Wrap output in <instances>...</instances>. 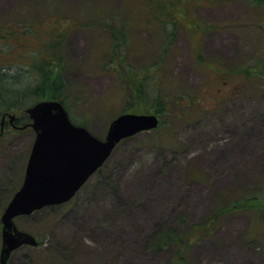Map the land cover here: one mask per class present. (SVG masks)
<instances>
[{
	"label": "rangeland",
	"instance_id": "1",
	"mask_svg": "<svg viewBox=\"0 0 264 264\" xmlns=\"http://www.w3.org/2000/svg\"><path fill=\"white\" fill-rule=\"evenodd\" d=\"M46 2L60 6L67 17L103 9L135 20L130 34L140 68L160 40L156 27L136 22L138 15L145 18L149 11L144 7L138 14L134 0H0V28L19 30L16 27L23 28L24 19L33 18L43 27L42 35H51L52 19L43 8ZM180 18L183 25L177 28L163 82L177 93L199 97L203 110L171 109L175 114L164 117L167 127L162 131L142 132L117 144L102 168L105 177L93 175L63 205L17 218L20 229L40 232L41 255L54 256L56 264H170L175 249L155 251L150 245L154 235L201 223L215 208L218 194L236 188L253 192L264 176L263 74L248 82L259 84V89L249 91L243 75L237 73L250 65L257 74L264 72V3L225 0L191 7L189 16ZM20 37L11 38L14 48L20 43H25L24 49L40 48L38 34ZM67 37L64 82L72 98L68 105L73 119L104 140L111 121L125 105L135 114H155L144 99L135 103L123 95L116 70L101 71L109 55L110 34L75 29ZM7 51L26 52L10 46ZM5 59L0 57V63ZM120 93L124 99H119ZM73 96H79L76 105ZM23 113L10 112L6 120L21 119ZM3 123L4 118L0 123V219L23 182L36 138L32 128L2 132ZM256 194L263 204L264 192ZM41 219L42 224L35 222ZM219 224L213 239L197 242L188 251L191 262L264 264V214L235 213ZM1 244L0 234V250ZM20 249L13 253L12 264L25 262Z\"/></svg>",
	"mask_w": 264,
	"mask_h": 264
},
{
	"label": "trees",
	"instance_id": "2",
	"mask_svg": "<svg viewBox=\"0 0 264 264\" xmlns=\"http://www.w3.org/2000/svg\"><path fill=\"white\" fill-rule=\"evenodd\" d=\"M199 1L208 2L200 3ZM134 2H136L134 9L138 10V14L143 13L144 7L149 11L147 13L148 16H145L147 18L146 22L145 18L139 15L136 22L141 21V25L144 22V26L156 27L155 30L160 34L158 37L160 40L156 41L154 46V54H152V57L148 56L150 60L143 63L142 65L144 66L142 68L138 66L139 61L135 58L136 54L133 51L135 49H133L134 46L131 41L130 25L135 20L121 19L117 14L110 11L105 12L103 9L95 10L93 13L85 12V16L67 17L66 15L68 14L60 11V6L46 2L43 8L46 15L52 19L50 20L51 24H53L50 30L51 35H42L43 27H40V24L35 22L33 18L24 19V27H16L19 30L12 31L0 28V57L6 58L5 63H0V123L3 118H7L10 112L22 111L24 112L23 118H16L15 125L18 127L27 126L31 122L25 112L27 108L43 100H55L60 101L65 106L74 124L89 129L86 124L76 121L71 116L68 105V99L71 96L64 82L66 66L63 45L68 38L67 36L75 29L99 30L102 33L111 35V44L107 47L109 55L105 60L106 63L101 66V71L106 73L111 69L116 70L117 77L121 83L120 87L124 92L123 95L130 101L133 99L135 103L138 99V101H143L144 99L149 103L150 108L160 118V124L154 130L155 132L162 131L163 128L167 127L164 117L175 114L171 110L173 108L182 107L187 112L191 111V109L203 110L201 105H199L201 103L199 97L191 98L189 95L185 96L184 93H177L175 89H171V87L164 84V73L176 43L177 28L183 25V18H180V16H189L191 7L215 5L225 2V0H195L197 2L195 4H190L191 2L188 0H134ZM257 2L264 3V0H257ZM82 9L86 8L83 7ZM181 10L182 12L178 14ZM88 16L92 17L87 19ZM198 25L197 23L195 26L197 29H199ZM46 32L48 33V30ZM13 34L19 35L13 36ZM24 34H38L39 38H36L39 41L40 48L36 50L24 49L25 43H20V46L14 48L11 38L23 39L20 36ZM9 46L15 50L22 49V53L26 52L21 55L20 53L13 55L12 52L7 51ZM262 58L264 59V55ZM140 69L146 70L142 73ZM243 70L246 71L242 73L237 70V73L243 75L247 90L259 89V84L253 86L248 82L252 81L256 75L261 76V74H263L262 79H264V72L260 71L257 74L251 65ZM127 71H130L131 74H128ZM118 97L119 99H124L121 93ZM78 98L79 96H73V104L76 105L80 101ZM109 99L111 100L112 97ZM187 101L188 103H186ZM122 109L119 115L135 113V111L127 110V105ZM104 166L106 165L104 164ZM104 166L102 167L103 169L105 168ZM102 168L96 173L98 177H105ZM200 181L204 184L207 183L205 178ZM255 187L257 188L253 192L236 188L228 194H218V202L215 208L201 223L191 224L189 228L187 227L183 231L176 228L161 231L151 238L150 245L155 251L173 247L175 252L170 259V264H197L186 257L188 251L197 242L213 239L223 218L235 213H248L257 216L264 214V203L262 204L258 201L257 197L259 196L256 194L257 191L264 192V176L257 181ZM10 200L7 201V204ZM43 211H36L35 214ZM29 217L31 216L21 218L27 219ZM18 219H16V222ZM35 222L39 224L42 219ZM1 230L0 219V234ZM21 230L26 231L25 229ZM32 231L27 232L35 236L38 240V245L35 247L24 246L20 249L23 250L25 261L23 264H56L54 256L41 255L40 248L43 241L40 239V232ZM40 231H44V228L40 229ZM13 255L9 260L11 264L13 263Z\"/></svg>",
	"mask_w": 264,
	"mask_h": 264
},
{
	"label": "water",
	"instance_id": "3",
	"mask_svg": "<svg viewBox=\"0 0 264 264\" xmlns=\"http://www.w3.org/2000/svg\"><path fill=\"white\" fill-rule=\"evenodd\" d=\"M36 138L19 190L2 216L0 264L23 246H36V238L20 230L15 219L46 207L69 202L111 156L123 139L156 129L159 118L145 114H121L110 123L104 140L70 120L64 105L40 101L26 109ZM11 122L15 116H10Z\"/></svg>",
	"mask_w": 264,
	"mask_h": 264
},
{
	"label": "flooded vegetation",
	"instance_id": "4",
	"mask_svg": "<svg viewBox=\"0 0 264 264\" xmlns=\"http://www.w3.org/2000/svg\"><path fill=\"white\" fill-rule=\"evenodd\" d=\"M10 129L17 130V129H19V127L15 125V121L13 123H11L10 121H7L5 119L4 123H3L2 127H1L2 132H5V131L10 130Z\"/></svg>",
	"mask_w": 264,
	"mask_h": 264
}]
</instances>
